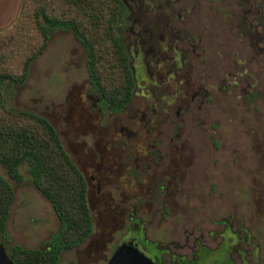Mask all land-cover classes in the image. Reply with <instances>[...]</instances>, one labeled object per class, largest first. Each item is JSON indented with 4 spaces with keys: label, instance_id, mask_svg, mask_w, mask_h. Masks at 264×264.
I'll list each match as a JSON object with an SVG mask.
<instances>
[{
    "label": "rangeland",
    "instance_id": "374dc122",
    "mask_svg": "<svg viewBox=\"0 0 264 264\" xmlns=\"http://www.w3.org/2000/svg\"><path fill=\"white\" fill-rule=\"evenodd\" d=\"M41 7L93 24L88 11L77 13L62 0H0V72L20 76L38 51ZM187 7L183 17L198 48L196 76L207 91L180 119L167 121V151L148 162L151 167L138 168L143 154L119 144L123 115L95 102L87 53L72 31L52 32L27 80L5 86L7 106L46 118L87 182L94 231L64 251L60 264H106L128 236L132 215L141 219L138 236L164 251L166 262L172 243L191 231H228L232 240L250 239L251 246H236L247 251L234 255L237 263L264 264V0H187ZM21 172L22 181H15L1 168L14 189L6 247L44 249L61 223L30 167Z\"/></svg>",
    "mask_w": 264,
    "mask_h": 264
},
{
    "label": "trees",
    "instance_id": "16d2710c",
    "mask_svg": "<svg viewBox=\"0 0 264 264\" xmlns=\"http://www.w3.org/2000/svg\"><path fill=\"white\" fill-rule=\"evenodd\" d=\"M68 8L88 11L82 16H56L41 7L37 27L41 34L38 51L27 60L20 76L0 72V234L1 244L11 241L7 231L14 189L1 174L4 167L9 178L22 181V167L29 166L34 184L51 202L61 223L60 231L44 249L12 246L7 252L13 264H60L61 254L81 246L92 235L94 223L90 213L88 188L84 175L66 152L55 127L44 117L7 106L6 84H23L32 62L48 47L51 33L72 31L84 46L88 70L95 91L105 106L113 110L126 107L133 94L134 80L128 56L117 37V24L125 6L122 0H62ZM96 7L98 8L92 13ZM105 18L99 26V18ZM101 17V18H102Z\"/></svg>",
    "mask_w": 264,
    "mask_h": 264
},
{
    "label": "flooded vegetation",
    "instance_id": "af4514ba",
    "mask_svg": "<svg viewBox=\"0 0 264 264\" xmlns=\"http://www.w3.org/2000/svg\"><path fill=\"white\" fill-rule=\"evenodd\" d=\"M122 1L125 10L117 24V37L128 56L134 88L126 107L108 109L123 115L116 129L124 141L119 144L143 154L138 168L145 162L151 167L148 162L162 159L167 151L162 141L167 121L173 117L180 119L205 96L207 87L196 76L198 48L183 17L189 12L187 0ZM178 57L185 61L179 64ZM95 102L100 103V97ZM177 142L179 138L171 139V146L178 145ZM130 220L129 234L121 243L138 248L146 258L161 264H239L234 255L246 257L247 251L242 253L236 246H251L249 238L235 241L228 231H212L207 235L191 231L182 241L172 243L166 262L164 251H153L155 245L145 235L138 236L141 219L132 215ZM215 225L225 224L215 222ZM258 251L256 248L252 252L255 263L259 260Z\"/></svg>",
    "mask_w": 264,
    "mask_h": 264
},
{
    "label": "water",
    "instance_id": "95a60500",
    "mask_svg": "<svg viewBox=\"0 0 264 264\" xmlns=\"http://www.w3.org/2000/svg\"><path fill=\"white\" fill-rule=\"evenodd\" d=\"M0 264H13L4 244H0ZM106 264H161L160 261L152 262L145 257L138 248L129 244L120 243L114 255Z\"/></svg>",
    "mask_w": 264,
    "mask_h": 264
}]
</instances>
